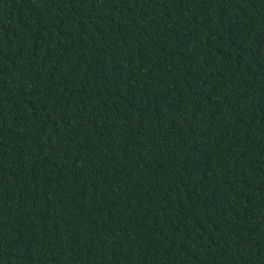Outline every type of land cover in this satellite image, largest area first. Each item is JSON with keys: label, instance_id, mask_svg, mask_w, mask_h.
<instances>
[{"label": "trees", "instance_id": "16d2710c", "mask_svg": "<svg viewBox=\"0 0 264 264\" xmlns=\"http://www.w3.org/2000/svg\"><path fill=\"white\" fill-rule=\"evenodd\" d=\"M0 264H264V0H0Z\"/></svg>", "mask_w": 264, "mask_h": 264}]
</instances>
